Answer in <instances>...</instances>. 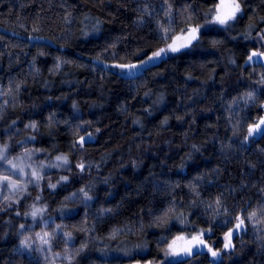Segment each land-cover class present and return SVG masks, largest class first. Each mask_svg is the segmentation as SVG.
Masks as SVG:
<instances>
[{
	"label": "trees",
	"instance_id": "trees-1",
	"mask_svg": "<svg viewBox=\"0 0 264 264\" xmlns=\"http://www.w3.org/2000/svg\"><path fill=\"white\" fill-rule=\"evenodd\" d=\"M170 2L174 8L190 4L195 19L203 24L200 10L211 8L213 0ZM241 2L244 15L230 28H205L198 46L174 54L166 63L156 62L141 79L126 80L112 76L114 70L94 58L100 56L111 64L115 62L112 52L124 57L148 41L155 45L154 21L146 17L145 25L138 27V11L134 10L148 3L162 17L163 0H0V87L7 91L9 82L21 85L14 96L0 95V104L9 102L0 119V143L11 146L12 156L28 148L38 149L33 159L44 163H55L59 154L68 155L71 161V166L44 171L40 187L28 185L26 192L13 197L19 204L0 210V264H48L34 251L21 256L17 249L21 233L56 224L62 225L59 234L67 231L73 235L67 246L56 243L62 248L58 249L59 264H66L61 259L65 248L74 252L81 244L88 249L73 258L79 264L159 261L165 241L170 242L181 230L191 234L208 226L212 217L208 205L218 195L231 214H238L241 208L255 209L264 200L259 191L264 187V153L260 151L264 141L256 137V142L242 147L240 137L233 136L234 124L242 135L246 123L264 115L244 102L247 91L255 89L258 95L261 91L255 83L264 72L261 62L244 61L248 50L261 48L257 37L264 32V22L259 20L264 16V0ZM252 16L258 30L246 39ZM33 27L40 31L33 33ZM33 35L53 39L37 41L30 39ZM212 40L220 43L212 47ZM113 42L116 48H112ZM56 57L68 62L57 68ZM229 58L236 63H229ZM189 73L195 78L188 79ZM161 93L165 102L154 104ZM73 101L79 112L71 108ZM50 114L56 122L51 134L44 126ZM165 117L168 124L161 127ZM136 119L143 127L133 123ZM30 121L38 122V131L26 127ZM74 130L81 135L91 132L94 139L87 140L83 149L73 147ZM32 135H36L35 141L26 139ZM77 162L86 165L83 173L75 168ZM181 163L185 164L183 171L178 167ZM62 175L69 176V181L58 182ZM197 176L204 179L196 182ZM49 182L57 187L48 188ZM193 184L199 195L190 190ZM80 188L89 190L93 199L84 201ZM32 204L46 208L42 218L23 215ZM169 207L175 209L172 215L183 213L188 223L180 225L173 219L157 226L156 218ZM102 208L112 212L102 213ZM21 223L25 224L23 230ZM113 229H118L115 239L111 238ZM261 235L264 233L249 224L234 239L235 250L224 254L217 264H264ZM207 238L214 247H223L220 228H214ZM118 248L127 249L130 255L124 256ZM210 262L204 252L187 259V264Z\"/></svg>",
	"mask_w": 264,
	"mask_h": 264
},
{
	"label": "snow or ice",
	"instance_id": "snow-or-ice-1",
	"mask_svg": "<svg viewBox=\"0 0 264 264\" xmlns=\"http://www.w3.org/2000/svg\"><path fill=\"white\" fill-rule=\"evenodd\" d=\"M161 11L163 13L162 17L160 13L154 14V9L151 4L145 3L141 6L138 11V16L136 24L138 27H143L146 23L145 18H149L154 21L155 33L153 40L156 41L154 45L152 41H148L146 46L138 47L136 50L131 52L124 57H120L117 52H112V56L115 59L114 63L106 64L101 60L100 56H96L94 59L100 64H104V67L111 71V75L119 79L126 80H137L141 79L145 73L151 72V68L156 66V62L166 63L167 59L173 58L174 54L182 53L186 50H191L193 47L198 46L202 39V30L205 28L213 29L217 26H220L224 29L230 28L232 22L238 20L239 17L244 15V7L241 0H213L212 7L207 9H201L204 23L201 24L195 19V10L190 4H185L182 7L174 8V3L170 0H163L161 4ZM177 18H179V24H177ZM259 20L264 22V16H259ZM68 22V21H66ZM100 29L97 27L96 31ZM257 29V24L255 23V16L249 17V23L247 24V31L244 33L246 39H251V32ZM40 29L33 27L32 32L37 33ZM33 40L47 39L51 40L52 37H42L40 35H33L30 37ZM235 39V37H233ZM259 41L262 42L261 48L257 49L253 47L245 53V64H251L254 61H260L261 67L264 68V32H261ZM210 46L215 47L218 41L212 40L209 42ZM66 45H61L65 47ZM117 44L113 42L112 48H116ZM43 55V53H39ZM134 57V59H130ZM57 61L56 67H61L62 63H67L68 61L62 60L61 57H56ZM229 63L235 64L236 60L229 58ZM253 71H255L253 69ZM39 72V69H37ZM153 75H156L153 73ZM190 73L188 79H194ZM256 84L261 86L260 94H257L255 89L249 90L244 93L246 104H251L260 111H264V72L259 73V79L255 81ZM21 85L17 83L13 86L12 82H9L7 91L3 87H0V95H13L16 91L20 89ZM145 96H149V92L144 93ZM165 96L161 93L155 101L154 104H161L165 102ZM8 101H5L3 104H0V119H4V112L6 111V106ZM14 107V105H13ZM71 108L79 112V105L77 102L73 101L71 103ZM176 119H182L181 117H176ZM13 124L16 123L15 120L12 121ZM55 120L53 115H49L47 118V123L44 125L51 134V130L55 126ZM85 124L91 125V121H85ZM134 124H140L141 121L136 119L133 121ZM168 118L165 117L161 121V127L167 126ZM27 128L34 131H38V122L30 121L27 125ZM79 127V126H78ZM234 131L233 136L240 137L241 146L248 144L249 142H256V137H259L261 141H264V115H258L257 118L250 122L246 123L245 131L241 135L235 131L236 125H233ZM97 132L100 129H96ZM159 134V133H157ZM73 135L77 139L73 140V147L80 149L85 148L87 140L94 139L91 132H86L85 135H81L77 131H73ZM36 135L26 137L29 141H35ZM193 149L195 151H200V149L193 144ZM228 147H231L229 143ZM11 146L8 143H0V163L7 165L9 170L8 175L0 173V198L3 200V204H0V210L7 211L8 208L13 207L14 204H19V199H13V197L19 196L20 193L27 191L29 184H34L35 187H40L42 181L45 180V174L43 169L45 168L44 162L41 161L37 166H33V157L39 151L38 149H28L25 148L24 153L17 156L11 155ZM264 153V148L260 149ZM192 157L190 156L189 159ZM55 163L47 165L51 168H61L64 166H71V161L68 155L59 154L55 156ZM136 166V165H134ZM90 167V165H89ZM181 171L184 170L185 164L181 163L179 166ZM252 168H255V164L251 165ZM75 168L79 169L81 173L86 170V165L83 162H77ZM218 171V170H217ZM15 177V178H14ZM204 179L203 176H197L195 178L196 182ZM69 176L62 175L59 177L58 182H68ZM107 182V180H105ZM47 187L50 189H55L57 184L47 183ZM242 187L246 185L242 184ZM190 190L195 192L196 195H199V192L196 191L195 185L190 186ZM259 191L264 194V187H260ZM7 192V194H5ZM78 192L82 194V199L84 201H91L93 196L89 194V190L86 188L78 189ZM77 193H72V196L75 197ZM36 199H40L39 196ZM65 199H68L65 197ZM195 203V201H194ZM209 208L212 209V217L208 221V226L206 228L201 227L195 229L191 234H181L176 235L170 242L165 241L166 247L162 249L164 259L159 262V264H187V259L181 258H191L194 255L204 252L205 255H210L212 260L210 264H217V262L222 261L223 255L226 253H231L235 250L236 245L233 242L236 236L239 233L246 232L248 230L249 224H251L254 231H260L264 233V200H261L257 203L255 209L245 210L241 208L238 214L229 213L228 209L224 207V202L221 197L218 195L214 204H209ZM46 211L45 207H36L35 204L30 206L29 211H25L23 215L25 217L31 216L33 220H36L37 217H41ZM63 211V207L61 208ZM102 213H111L112 209L102 208L100 210ZM175 212V209L169 207L167 211L164 212L162 216L156 218L157 226L160 224H170L174 219L180 225H186L188 223L187 217L183 213L172 215ZM16 215H21V212L17 211ZM219 221V223H217ZM47 226V225H46ZM66 227V226H63ZM20 229H25V224H19ZM214 228H220L223 235V247L218 248L214 247L207 237L213 233ZM62 225L56 224L53 232H43L36 233L35 237L39 240V245H35V240L31 236L24 235L19 242L17 252L19 255L23 256L24 252L39 251L41 253L51 252L54 247V241L56 239V234L60 233ZM87 231L88 229H84ZM118 229L112 230V239L116 238V233ZM23 235V233H21ZM62 235L66 237L65 244L68 241L73 239L72 232L64 231ZM260 239V248L264 249V235L259 237ZM243 244V240H241ZM35 245V247H34ZM137 247H142L137 245ZM88 249L86 244H81L80 248L71 251L68 248L64 249V255L61 257L62 261H65L66 264H79V261H74V257L79 258L83 253ZM206 250V251H205ZM116 251L121 252L124 256H129L130 252L125 248H118ZM59 253H55L54 256H59ZM44 260L49 261V264H55L54 258L44 255ZM31 264V262H30ZM136 264H141L140 260L136 261ZM145 264H157L154 260H146Z\"/></svg>",
	"mask_w": 264,
	"mask_h": 264
},
{
	"label": "rangeland",
	"instance_id": "rangeland-1",
	"mask_svg": "<svg viewBox=\"0 0 264 264\" xmlns=\"http://www.w3.org/2000/svg\"><path fill=\"white\" fill-rule=\"evenodd\" d=\"M42 161V159H39V160H35V159H33V161H32V163H33V166H37L40 162ZM51 164L53 163V162H50ZM44 165H45V168L43 169V171H48V170H51L52 168L51 167H48L47 165H49L47 162L46 163H44ZM0 171H2L1 173L2 174H4V175H8L9 174V170H8V168H7V165H5V164H3V163H0ZM15 178V177H14ZM29 185H31V184H29ZM6 194H7V192H5ZM40 225L43 227L44 226V223H40ZM55 229V226L53 227V228H51V227H48L47 226V228H46V226L44 227V228H42L41 230H34L33 232H31V234H23V236L24 235H27V236H31L34 240H35V245H39V240L38 239H36V237H35V234L36 233H43V232H45V231H47V232H53V230ZM61 235L62 234H59V233H57L56 234V239H55V241H54V247H53V250L51 251V252H47V253H41V252H39V251H34V252H36V253H38V255H40L41 256V258L42 259H44L43 257H44V255L46 254L48 257H50V258H54V260H55V264H59V262H60V258H59V256H54V254L55 253H59V251H58V249H62L61 248V245L59 244L58 246H57V242H60L61 244H62V246L64 247V246H67V244H65V240H63L62 238H61ZM35 245H34V247H35ZM206 251V250H205ZM201 253V252H200ZM60 254V253H59ZM209 257H210V259L212 260V258H211V256L209 255ZM164 259V257H162L161 258V260H163ZM181 259H188V258H181ZM161 260H159V261H156L157 262V264H159V262L161 261ZM45 262H47L48 264H49V261H45ZM131 264H136V262L135 263H131ZM141 264H145V263H141ZM165 264H167V261H165Z\"/></svg>",
	"mask_w": 264,
	"mask_h": 264
}]
</instances>
